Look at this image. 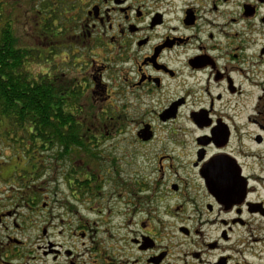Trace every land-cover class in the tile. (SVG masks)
<instances>
[{"label":"flooded vegetation","instance_id":"flooded-vegetation-1","mask_svg":"<svg viewBox=\"0 0 264 264\" xmlns=\"http://www.w3.org/2000/svg\"><path fill=\"white\" fill-rule=\"evenodd\" d=\"M0 2L67 136L0 161V264H264V0Z\"/></svg>","mask_w":264,"mask_h":264},{"label":"trees","instance_id":"trees-1","mask_svg":"<svg viewBox=\"0 0 264 264\" xmlns=\"http://www.w3.org/2000/svg\"><path fill=\"white\" fill-rule=\"evenodd\" d=\"M40 62L34 36L14 35L8 17L0 11V129L15 146L24 144L29 149L31 141L33 147L40 145L49 155L47 141L54 136L67 137L66 113H58L59 125L51 120L54 115L51 107L56 99L48 80L34 75L33 65ZM58 105H64L61 99ZM23 153L32 155L36 150Z\"/></svg>","mask_w":264,"mask_h":264},{"label":"rangeland","instance_id":"rangeland-1","mask_svg":"<svg viewBox=\"0 0 264 264\" xmlns=\"http://www.w3.org/2000/svg\"><path fill=\"white\" fill-rule=\"evenodd\" d=\"M0 7H2V4L0 2ZM6 10V7L5 9ZM5 14V13H4ZM12 20L13 23V34L17 35L18 37H23L26 33H28V29L23 26L22 22L24 21V19L22 17H16V16H11L10 18ZM33 32V30H32ZM38 45V44H37ZM41 67H38L37 65H33V71L37 73V71L40 69ZM127 141H122V143H125ZM26 143H29V141H27ZM32 148L26 149L24 144H21L19 146H15L14 142L7 140V136L5 137V133L2 132V130L0 129V161H5L10 163L9 165L7 164H2L1 166H4L3 169L5 170L4 174H8V170H11L12 166L14 164H19V161L17 159V161L11 160V159H16L17 154H19V150L23 149L24 151L27 150V152L29 150L33 149L36 150V159L40 161V159L42 160L41 163L43 164L42 166L44 167V169H49L50 167V162L47 159L43 160L44 158H46V156L48 155L47 152H43L41 147L38 146H34L32 142L30 141ZM19 148V149H17ZM121 149V150H120ZM118 153H128V147L123 145L122 148H119ZM25 156V154H22ZM33 156V155H32ZM10 161V162H9ZM14 161V162H13ZM23 161V160H22ZM22 161L20 164H22ZM12 164V165H11ZM11 165V166H10ZM1 170V168H0ZM58 176V175H57ZM60 176H58L59 178ZM0 184H2V181L0 180ZM48 185V184H47Z\"/></svg>","mask_w":264,"mask_h":264}]
</instances>
